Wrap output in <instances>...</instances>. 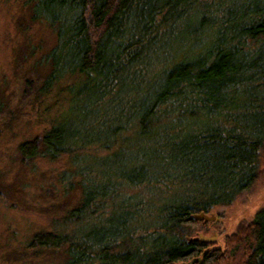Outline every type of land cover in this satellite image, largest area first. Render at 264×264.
<instances>
[{"label":"trees","instance_id":"1","mask_svg":"<svg viewBox=\"0 0 264 264\" xmlns=\"http://www.w3.org/2000/svg\"><path fill=\"white\" fill-rule=\"evenodd\" d=\"M4 2L54 33L40 106L73 80L49 126L17 143L21 163L76 158L82 114L110 123L98 141L110 157L61 173L80 198L28 238L35 255L22 263L264 264V207L247 225L220 218L214 241L194 239L214 224L194 214L230 206L260 171L264 0Z\"/></svg>","mask_w":264,"mask_h":264},{"label":"rangeland","instance_id":"2","mask_svg":"<svg viewBox=\"0 0 264 264\" xmlns=\"http://www.w3.org/2000/svg\"><path fill=\"white\" fill-rule=\"evenodd\" d=\"M53 43L50 28L30 23L16 5L8 12L4 0H0V264L29 262L28 257L35 253L25 249L28 238L40 229H51L52 217L78 201L80 189L75 185L74 191H66L60 182L63 171L73 173L75 168L96 171L101 160L110 157V150L98 147V141L110 137L108 133L105 135L110 123L103 126L96 123L94 115L88 118L82 114L84 123L80 128L88 144L76 158L66 154L56 161L37 159L27 165L21 163L17 143L49 126L56 106L66 105L65 88L73 81L60 84L40 106L37 91L46 72L40 61ZM80 102L87 104L86 99ZM108 107V103L101 104L102 112ZM72 179L79 180L82 176L74 175ZM261 207H264V153L251 187L230 206H218L211 213L236 219L241 226L247 225ZM221 225L219 221L209 223L208 234L217 233Z\"/></svg>","mask_w":264,"mask_h":264},{"label":"water","instance_id":"3","mask_svg":"<svg viewBox=\"0 0 264 264\" xmlns=\"http://www.w3.org/2000/svg\"><path fill=\"white\" fill-rule=\"evenodd\" d=\"M194 217L197 220H204L205 222H218L220 220V217L216 214L213 213H205V212H200V213H196L194 214ZM218 237V233H214L212 235H206L204 233H199L197 236L194 237L195 240H202L204 242H210V241H214L216 240ZM201 262V258H195L193 260H191L190 262H185L182 264H194L195 262Z\"/></svg>","mask_w":264,"mask_h":264}]
</instances>
